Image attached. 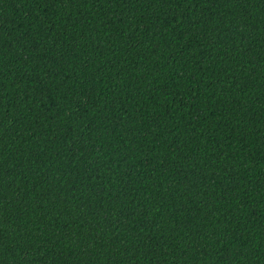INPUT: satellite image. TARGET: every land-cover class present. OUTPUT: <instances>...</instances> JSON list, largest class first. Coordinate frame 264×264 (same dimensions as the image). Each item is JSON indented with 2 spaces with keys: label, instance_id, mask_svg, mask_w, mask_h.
Here are the masks:
<instances>
[{
  "label": "trees",
  "instance_id": "16d2710c",
  "mask_svg": "<svg viewBox=\"0 0 264 264\" xmlns=\"http://www.w3.org/2000/svg\"><path fill=\"white\" fill-rule=\"evenodd\" d=\"M0 264H264V0H0Z\"/></svg>",
  "mask_w": 264,
  "mask_h": 264
}]
</instances>
